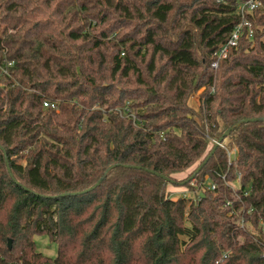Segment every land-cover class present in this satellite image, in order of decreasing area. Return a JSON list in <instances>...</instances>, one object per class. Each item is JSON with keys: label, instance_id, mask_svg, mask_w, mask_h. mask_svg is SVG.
Segmentation results:
<instances>
[{"label": "trees", "instance_id": "obj_1", "mask_svg": "<svg viewBox=\"0 0 264 264\" xmlns=\"http://www.w3.org/2000/svg\"><path fill=\"white\" fill-rule=\"evenodd\" d=\"M241 1L0 0V264H264V0L212 65Z\"/></svg>", "mask_w": 264, "mask_h": 264}, {"label": "rangeland", "instance_id": "obj_2", "mask_svg": "<svg viewBox=\"0 0 264 264\" xmlns=\"http://www.w3.org/2000/svg\"><path fill=\"white\" fill-rule=\"evenodd\" d=\"M243 1H241V2H243ZM240 3L237 5V9H236L237 11L236 12H240L239 11ZM250 23L252 24V22H250ZM252 26H253V24H252ZM244 28H243V30H244ZM261 28H262V26H261ZM246 36H247V38L250 37L248 35H246ZM215 56H216L215 58L217 59L218 56L217 55H215ZM218 60H220V58H218ZM203 90H204V87H202L201 89L196 91L194 94H192L188 100L189 104L197 110L199 109L200 104H201L200 94ZM232 141H233L232 138L228 136L224 139L222 144L227 146ZM214 143H216V141H214L212 139L210 142V146L214 145ZM198 166H199V162L195 163L192 167H190L189 169H187L183 172H179L177 174H174V178L176 180H185V182L183 184H181L180 186H173V185L169 186L168 191H170V193L173 195V197H178L180 195L184 196V193H186L187 197L194 198L195 189L200 190L199 189L200 183H202V181H207L208 180L207 178L209 177V172L204 173V171H202V169H201L197 173L198 175L196 174V176L194 178H192L190 181H187L188 178L192 175V173L197 169ZM208 182H209V180H208ZM229 182L231 183L230 185L232 186L233 189H236L239 187L237 181L229 179ZM233 195L236 196L235 193ZM233 213H234V210H233V208H231L230 214H233ZM242 220H243V217L239 218L240 223L241 222L243 223L242 226H244L245 228H247V230H249L250 232H253L254 234L258 233L257 228H254V226H252L249 222L242 221ZM35 241H36L38 251H40L43 254L48 255L50 257H54L56 255L57 244L55 242L51 241V239L49 238L48 235L36 236ZM50 264H52V263H50Z\"/></svg>", "mask_w": 264, "mask_h": 264}, {"label": "built area", "instance_id": "obj_3", "mask_svg": "<svg viewBox=\"0 0 264 264\" xmlns=\"http://www.w3.org/2000/svg\"><path fill=\"white\" fill-rule=\"evenodd\" d=\"M263 5V1L262 0H244L243 2L240 3L239 5V13L241 14V22L239 24L236 25L234 31L232 32L231 36L229 37L228 41L226 44H224L216 53V55L218 56V58H222V57H226L227 52L229 47L234 46L237 44L240 35L243 32V28L247 27V35L248 36H252L253 34V28H252V24L250 23L251 21L247 18L246 14L252 12L254 9H256L257 7H260ZM218 58L213 62V66L217 67L218 66ZM13 64L12 61H8L6 60L3 68H2V74L6 75L8 74V67L11 66ZM45 106H50L52 108H56V102H52V101H45L44 102ZM135 118V115H134ZM213 139V138H212ZM214 141H217L215 139H213ZM223 147L226 148V145L221 144ZM236 149L233 148L232 150H228V155H229V160L231 158V154H233V152ZM217 175L219 177H221L225 184H231L229 182V176L226 173H220L218 172ZM210 177V176H209ZM207 178L209 180L207 181H202V183H200V190L195 189V193H194V198L193 200L197 197L198 194H201L203 191L205 190H214L217 188L216 183L214 181L211 180V178ZM234 181L238 182V185L240 186V177L238 176ZM198 188V187H197ZM184 196L187 197V194L184 193ZM232 202L230 200H228V202L226 203L227 205H230ZM250 211V210H249ZM242 221H245V219L243 218ZM260 224L263 226L264 229V223L263 221H260ZM241 225H243V223L241 222ZM263 249H264V245H263ZM226 255V253L224 254V256Z\"/></svg>", "mask_w": 264, "mask_h": 264}, {"label": "water", "instance_id": "obj_4", "mask_svg": "<svg viewBox=\"0 0 264 264\" xmlns=\"http://www.w3.org/2000/svg\"><path fill=\"white\" fill-rule=\"evenodd\" d=\"M260 118H256L255 120H259ZM249 121V119H244L241 120L240 122H238L237 125L243 123V122H247ZM234 129V127L229 128L215 143V145L213 146L212 150L210 151V153L208 154V156L203 160V162L197 167V169L192 173V175L188 178L187 181H190L192 178H194L196 176V174L203 168V166H205V164L208 162V160L211 158V156L214 154L215 150L217 149L218 146H220L222 144V142L224 141V139L226 137H228L230 135V133L232 132V130ZM112 166H110L104 173L103 177L99 180V182L97 184H99L108 174L109 170L111 169ZM8 170L10 171V167L8 166ZM163 176V175H162ZM165 179L170 180V178L163 176ZM91 188H88L85 191L90 190ZM203 195V193L201 194ZM12 245V240H9V247H11Z\"/></svg>", "mask_w": 264, "mask_h": 264}]
</instances>
